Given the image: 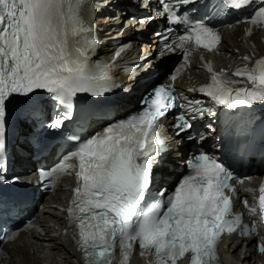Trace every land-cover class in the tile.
I'll return each instance as SVG.
<instances>
[{
	"label": "snow or ice",
	"instance_id": "6c2138e0",
	"mask_svg": "<svg viewBox=\"0 0 264 264\" xmlns=\"http://www.w3.org/2000/svg\"><path fill=\"white\" fill-rule=\"evenodd\" d=\"M197 2L160 0L159 14L171 24L183 26V34L165 47L180 48L186 60L189 42L212 51L221 38L207 14H194L198 12ZM221 3L229 10L252 6L254 11L245 19L252 25H264V0ZM79 5L80 0H0V181L7 170L3 159L7 108L14 98L23 97L27 102L37 90L49 93L51 100L63 108L51 119L52 129H61L72 119L79 93L96 98L87 101L93 105L113 107L120 103L113 95L116 85L106 67L89 65L87 52L79 45L78 37L84 32ZM185 5L192 7L180 12ZM167 31L164 41L175 30ZM208 71L212 72L210 66ZM233 75L246 77L251 87H231L238 81L222 70L212 72L211 82L199 91L228 109L264 102V58L252 67L237 69ZM176 100L171 85L154 88L142 101L140 111L109 123L102 133L90 138L73 136L76 143L60 162L50 171L41 172L42 177L50 178L75 171L76 187L67 215L84 264H112L117 246L122 264H128L136 245L143 250L141 255L153 257L152 264H177L186 254H190L189 264H215L221 235L241 226L242 216H232L231 200L225 194L233 173L204 151L188 162V174L173 191L152 190L153 167L161 162L157 158L165 148L157 135L158 121ZM197 104L199 101H189L193 119L196 113L204 115L205 110L196 108ZM178 121L177 135L193 128L184 115ZM18 181V177L12 178L13 183ZM259 191V211L264 215V185ZM244 204L250 213L256 212L247 200ZM253 232L255 225H244L241 234ZM259 250L264 252V243Z\"/></svg>",
	"mask_w": 264,
	"mask_h": 264
},
{
	"label": "bare ground",
	"instance_id": "6f19581e",
	"mask_svg": "<svg viewBox=\"0 0 264 264\" xmlns=\"http://www.w3.org/2000/svg\"><path fill=\"white\" fill-rule=\"evenodd\" d=\"M242 35V31L237 27L232 36L224 37L221 45L222 56H219L217 64L228 72L242 64L255 63L264 50V42H261L263 34L246 40ZM246 56L250 57L247 61L244 60ZM168 64L166 63L164 67ZM199 75L200 72L195 75L196 78H199ZM163 124L166 134L171 137L168 134V122L165 121ZM65 186L64 182L51 195L47 208L36 215L35 224L42 227L44 234L40 235L32 231L13 242L4 244L5 255L1 264H79L74 248L60 234V229L65 223L63 214L53 206L66 194ZM259 261L264 264V253L256 254L251 240H245V244L241 245V241L237 239L231 248L225 251L223 264H257ZM132 264L141 263L135 258Z\"/></svg>",
	"mask_w": 264,
	"mask_h": 264
},
{
	"label": "trees",
	"instance_id": "16d2710c",
	"mask_svg": "<svg viewBox=\"0 0 264 264\" xmlns=\"http://www.w3.org/2000/svg\"><path fill=\"white\" fill-rule=\"evenodd\" d=\"M167 62H169V60Z\"/></svg>",
	"mask_w": 264,
	"mask_h": 264
}]
</instances>
